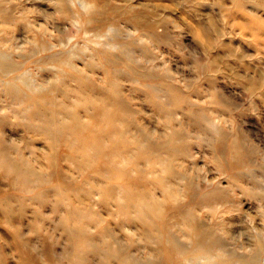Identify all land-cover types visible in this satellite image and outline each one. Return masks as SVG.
Returning <instances> with one entry per match:
<instances>
[{
    "label": "rangeland",
    "instance_id": "374dc122",
    "mask_svg": "<svg viewBox=\"0 0 264 264\" xmlns=\"http://www.w3.org/2000/svg\"><path fill=\"white\" fill-rule=\"evenodd\" d=\"M60 1L81 17L61 13ZM69 1L76 2L0 0V151L22 149L51 175L42 157L52 151L31 125L56 128L62 172L55 179H63L21 190L0 175V264H182L169 255L167 237L190 245L186 217L229 253L246 261L256 253L264 264L257 242H264V37L236 25L249 11L264 21V0L228 17L223 8L233 11V0H111L154 24L149 31L131 19L91 28L88 14ZM200 27L211 34L207 42ZM52 54L62 62H49ZM247 79L260 80L250 88ZM31 84L54 96L53 113L44 102L23 100ZM17 91L21 100L11 96ZM112 105L121 111L105 119ZM75 121L88 127L73 130ZM93 133L102 154L81 145ZM73 206L94 219L87 241L75 240Z\"/></svg>",
    "mask_w": 264,
    "mask_h": 264
},
{
    "label": "bare ground",
    "instance_id": "6f19581e",
    "mask_svg": "<svg viewBox=\"0 0 264 264\" xmlns=\"http://www.w3.org/2000/svg\"><path fill=\"white\" fill-rule=\"evenodd\" d=\"M197 1L204 2L205 0H197ZM76 2H78L77 5L83 10V13L86 12L85 13V16L88 14L87 21L90 24V27L91 28H101L107 21H110V20H116L117 21L119 19L126 20L127 23H130V19H131L132 24L133 25H136L139 28V30H140L141 27H144V30L145 31L153 30L155 28L154 27L155 25L152 24V23H149L146 26V23H144V18H143V16L141 14H135V15H133L130 18V6H129V4H127V5H125V4L121 5V4H117V3H114V2L112 3L111 0H76ZM76 2H73V1L70 2L69 1L68 4H69V6H73L74 7V5L76 4ZM233 2L235 4L234 10L233 11H228V12H227V10H225L226 8H223V5L219 3L220 4L219 7L223 8L224 11L227 13L226 15L224 14L225 17H228V15H232V16L239 15L240 12H241L240 11L241 8L242 7L246 8V3L247 2L252 3L254 6H256V5L259 4L256 1L251 2L249 0H233ZM57 5H58V8L60 9V12L63 13V14L69 15L70 17L75 16V18H77V19L79 17H81L79 14H77L78 15V17H77L75 15V13L71 11L72 9L71 10H68V8L66 9V5L62 4L61 1ZM251 9H253L252 6H251ZM242 14H244V12ZM248 14H249L248 17H247V19H249L248 21H247V19L245 21H242V20L241 21L240 20L238 21V20H236L237 21L236 22V25L237 26H240V29L248 31L253 36H256V37H264V21H262L259 18H257V16H255L252 11H249ZM162 16H164V15H162ZM241 19H243V17H241ZM156 21H158V19ZM207 21L209 23H211V24H214L211 17H208V20ZM116 23L117 22L110 24V26L107 29L108 33L106 32L107 34H111L116 29V26H117ZM214 28H216V27H214ZM199 29H200V31L202 33V36L204 37V39H206V42H207L208 41L207 36H209L211 34L207 35L208 32H207V30L206 31L204 30V29H206L204 27H200ZM217 37L219 38V36H217ZM50 48L51 47L48 46V49H50ZM47 60L49 62H51V63H54V62H62L61 61L62 60L61 57L59 55H57V54H52V56L47 57ZM64 64H65V66L68 69H70L71 71H73L72 77H75V74H77V71H78V70H76L75 65H73L69 61V59L68 60H64ZM77 78L80 79L79 77H77ZM82 79H83L84 84L86 86H88V85L90 86V82L92 80L88 79L87 77H85V79L84 78H82ZM259 80L258 79H249V80L247 79V81H246L247 86L250 87V88H254L255 87V84H258ZM31 86H33V85L31 84V85H28L26 87L28 89L27 91L28 92L30 91V92L25 97H23L24 98L23 100H28V103L29 104H30V102L32 103L34 100H39L41 102H44L43 103V106L44 107L46 106L47 107V110H49V111H50V108H51L52 109V113H53V106L52 105H53V101H54L53 100V97L54 96L53 97L50 96L47 92H45V90H37V89L31 88ZM93 87H95V86H93ZM14 91H16V90H14ZM12 93H14V92H12ZM19 93H20V91L19 92L17 91L16 93L12 94L11 96L14 97V98H17L16 96L17 95H20ZM21 95H24V94L21 93ZM49 97H51V98H49ZM17 99L18 100H21L20 97L17 98ZM82 99H83V97H82ZM88 99L91 100L90 102H92V99L93 98H89L88 97ZM20 102L22 103V101H20ZM20 102H18V103H20ZM75 102H76V100H75ZM74 104H76V103H74ZM22 105L24 106L23 103H22ZM94 105H95V103H94ZM19 107H21V106H19ZM25 107H27V106H25ZM38 107H40V106H38ZM38 107H36V108H38ZM46 107L44 109H46ZM103 107L105 108V106H103ZM116 107L112 105V106H110L106 110V112H105V110H103L104 113H105V115H104L105 116V119L108 118V120H110L112 118V116H114V114L115 115L117 114V113H115L116 111L117 112L118 111H121V110H119ZM31 108H34V106L33 107H30L29 106V109H31ZM71 109H69L68 111L65 109V112H67L65 114V117L68 118V119L72 118V114H74ZM13 111H14V109H13ZM25 111H26V109H25ZM31 111H34V109L33 110L31 109ZM36 111H37V109H36ZM26 112H28V110ZM44 112H45V110H44ZM38 114H40V113H38ZM46 114L48 115V112ZM43 115H42V117H43ZM57 115H59V114H57ZM17 116H15V117H17ZM33 116H36V115L34 114ZM33 116H32V118H33ZM51 116H52V114H51ZM19 117H20V115H19ZM41 121H43V120H41ZM51 122H53V121H50V123ZM97 122H98V125H100L99 122H101V121H97ZM70 124H72V123H70ZM53 125H54V123H53ZM55 125H56V123H55ZM57 125H59V124H57ZM63 125H65V124H62V126ZM31 126H32V132H34L35 135L40 140H43L45 142L47 148L50 151H52V152L46 153V155H44V157H42V159L45 161V165H46V168H47V172H51V175H47L46 173H44L41 170H36L33 167V165H32V163H34L33 160L30 161V160L24 159L22 157V152H23L22 149H19L17 147L11 148L8 151L3 149L2 151H0V175H2L4 177L12 180L13 181V184L15 185V187H18L21 190H24L26 188V185L28 183H31V181H34V182H37V181L46 182L48 180V181L51 182V181H55V180L56 181H62L63 180V179H55V178H57V176L61 175V172H62V171H60L59 166L56 164V158H57L56 156L57 155H56V152H54L55 151V146H56V138H55L54 134H56V136L58 135V133H59L58 132V129L56 130V128H53V127H51V128L50 127H46L45 125L42 126V123L41 124H33ZM96 126H97V124H96ZM70 127H71V125H70ZM87 127H88V123H85L84 124V123L75 121V123H73L72 129L74 130V129L80 128V130L79 129L78 130L81 131V128H82V130L84 131V128L86 129ZM61 128H63V127H61ZM65 129H66V127H65ZM56 132H58V133H56ZM71 132L74 135V132L75 131L74 132L71 131ZM67 134L68 133H66V135ZM72 134H71V136H72ZM59 135H60V133H59ZM90 135H91L90 137H84V138H82V140H81L82 144L81 145L82 146L83 145L84 146L87 145V148H89V150H92V152L95 155H99L100 154V151H101V154H102V149L103 148L100 149L99 152L96 151V150H98V146H100L99 145L100 139L96 135L94 136V133L93 134H90ZM87 136H88V134H87ZM81 137H79V138H81ZM57 139H60V138L57 137ZM235 143L236 142L234 140L233 143H232L233 144V148L236 145ZM73 144H75V143H73ZM73 144H72V147H73ZM25 145H27V144H25ZM114 145H115V143L113 142V145H110V147H114ZM77 147H79V144H78ZM143 147L140 148L141 151H142V154H147L149 152L148 148L145 149ZM79 149H81V146L79 147ZM82 151L84 152V150H82ZM86 151L88 152V150H86ZM29 153H30V156H32V152H29ZM135 153H137V151ZM153 153H155V152H153ZM88 156H90V154ZM132 156H134V155H132ZM96 157H98V156H96ZM103 158H105V157H103ZM90 159H93V158L91 157ZM96 159H98V158H95V160ZM87 160H88V158H87ZM93 160H90V161H93ZM157 162H159L161 164L162 168L164 169L163 170L164 173L165 172L166 173H170V169L168 168L169 167V164L167 163L168 162L167 159H164L162 157H159V159H158ZM133 164H132V166H134ZM162 190H164V189H162ZM171 191H172V188L171 187H168L166 189V193H167L168 196H171ZM75 197L77 199V196L76 195H75ZM171 197H173V195ZM130 201H131V199H130ZM77 202L80 203V204H82V200L81 199H78ZM132 203H134V202L132 201ZM71 209L72 210H70V213L69 214H72L73 221L76 224V230H75L76 232L74 234L75 240L82 239L81 241H87L88 236H87V233H86V226L88 224H90V223L92 224L94 222V219L91 218V217L86 216L88 214H86V212H85L86 210L82 206L79 207V208L76 207V206H73V207H71ZM153 209L154 208H152V207L150 208L149 207L150 212H154L155 210H153ZM2 213H4V210H2ZM4 214H7L10 217L12 216V213L9 210H6ZM156 216H157V212H156ZM183 219L186 222V236L189 237V238H191V239H194L195 241L193 240L194 242L192 241L189 246H185L184 247V245L180 244L178 241H176V240H174L172 238H168L169 237L168 236L167 237V241H168L167 242V247H168L169 255L172 256L171 258H174V259L175 258H178V259H180L182 264H259L258 254L256 255V253H255L256 256L254 255L253 257L249 258L248 261H246L245 259L241 258V256L236 257L237 255L235 256V254L233 252L229 253V251L226 250L225 248H223V246L219 245L218 243H215V241L212 238H209L206 235V232L205 231H200L199 229H197L192 224L193 223V220L192 219H188V217L183 218ZM96 220H98V219L96 218ZM154 222H155V219H154ZM206 238H207V240H206ZM257 242H258L259 253H260V252L264 251V242L262 241V239H260V240L258 239ZM192 243H194V245L191 246ZM27 264H29V263H27ZM126 264H128V263L126 262Z\"/></svg>",
    "mask_w": 264,
    "mask_h": 264
}]
</instances>
